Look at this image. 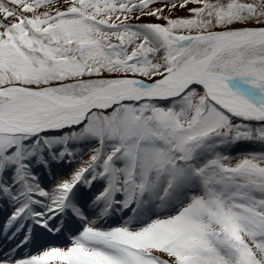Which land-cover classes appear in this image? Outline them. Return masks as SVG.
I'll list each match as a JSON object with an SVG mask.
<instances>
[{
  "label": "snow or ice",
  "instance_id": "1",
  "mask_svg": "<svg viewBox=\"0 0 264 264\" xmlns=\"http://www.w3.org/2000/svg\"><path fill=\"white\" fill-rule=\"evenodd\" d=\"M0 210V264H264V0H0Z\"/></svg>",
  "mask_w": 264,
  "mask_h": 264
},
{
  "label": "rangeland",
  "instance_id": "2",
  "mask_svg": "<svg viewBox=\"0 0 264 264\" xmlns=\"http://www.w3.org/2000/svg\"><path fill=\"white\" fill-rule=\"evenodd\" d=\"M159 6V5H157ZM175 15H183V13L179 10L175 13ZM240 148L245 151H256L260 149L259 145H252V144H242L240 145ZM83 159H87V156L85 155Z\"/></svg>",
  "mask_w": 264,
  "mask_h": 264
},
{
  "label": "bare ground",
  "instance_id": "3",
  "mask_svg": "<svg viewBox=\"0 0 264 264\" xmlns=\"http://www.w3.org/2000/svg\"><path fill=\"white\" fill-rule=\"evenodd\" d=\"M75 166H78V165H75ZM55 171H56V172H61L62 170L59 169V168H56ZM66 175H67V170H63V175H61L60 178H66ZM3 212H4V210H1V211H0V215H1ZM58 238H60V237H51V239H58Z\"/></svg>",
  "mask_w": 264,
  "mask_h": 264
}]
</instances>
